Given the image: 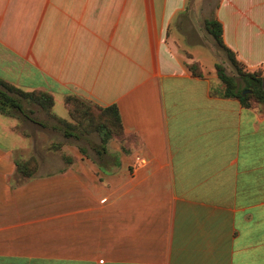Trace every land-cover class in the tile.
I'll use <instances>...</instances> for the list:
<instances>
[{
	"label": "crops",
	"instance_id": "1",
	"mask_svg": "<svg viewBox=\"0 0 264 264\" xmlns=\"http://www.w3.org/2000/svg\"><path fill=\"white\" fill-rule=\"evenodd\" d=\"M185 11L186 0H0V78L51 93L66 119L70 93L115 103L124 130L93 152L65 141L70 161L45 152L21 178L16 149L37 148L46 128L32 114L46 112L25 98L26 114L0 112V264H264V107L221 94L215 57L178 39ZM214 16L244 67L264 73V0H219Z\"/></svg>",
	"mask_w": 264,
	"mask_h": 264
},
{
	"label": "trees",
	"instance_id": "2",
	"mask_svg": "<svg viewBox=\"0 0 264 264\" xmlns=\"http://www.w3.org/2000/svg\"><path fill=\"white\" fill-rule=\"evenodd\" d=\"M205 30L213 37L217 46L223 49L226 57L235 70L236 75L229 74L225 70L222 62L216 61L215 72L222 83L221 94L228 97H236L240 103L247 107L264 106V73L261 68L246 69L237 59L234 52L226 46L222 37V24L216 16L204 19ZM194 75L202 76V70L198 62L186 63ZM19 97L25 98L39 105L43 110L50 113L63 125L64 135L77 136L74 130L80 132L98 131L101 145H105L110 138L122 141L124 130L120 113L115 103L109 105L92 104L73 93L67 94L64 98L68 114L73 121L55 115L51 112L54 99L51 93L44 90H24L2 78H0V112L12 114L13 110L25 113L19 103ZM30 117V116H29ZM33 119L32 117H30ZM66 161H70V156L64 155ZM16 172L19 177L25 178L34 173L37 161L34 156L17 158L15 156Z\"/></svg>",
	"mask_w": 264,
	"mask_h": 264
},
{
	"label": "rangeland",
	"instance_id": "3",
	"mask_svg": "<svg viewBox=\"0 0 264 264\" xmlns=\"http://www.w3.org/2000/svg\"><path fill=\"white\" fill-rule=\"evenodd\" d=\"M218 2L219 0H186V11H185V15L183 16L186 18L185 19L187 26L185 30L186 35H184L183 38L182 36L180 37L178 36V39L181 43H185L184 45H186L185 41L187 42L190 41L192 43L200 42L201 45L197 53L207 54V55L209 54L214 56L217 61L222 62V64L225 66V70L227 73L236 75L235 70L233 69L232 65L230 64L229 60L226 57V53L223 51L222 48L217 46L213 37L204 29L203 26L204 19L214 15ZM184 53L187 56H191L192 54L186 50H184ZM19 98L20 100L23 99L22 97ZM83 99L87 103L90 104L93 103V101L91 100L85 98ZM258 106L264 107L263 105H258ZM43 111L46 112L45 110ZM53 111L67 117V111L65 110V107L62 102L56 101L55 106L53 107ZM32 116L40 119L41 121H44L45 123L44 127L46 128L44 134L43 132L39 134L38 132H35L33 128H31L32 134L36 136L38 134L40 135L39 138L40 142L38 143L37 148L35 147L33 148V144H32L31 149L29 151L30 153L25 157L34 156L36 158L37 165H38L37 158L39 157L42 159L45 156L44 155L45 152L51 154L49 155V157H47V159L51 157L53 161L59 163L61 161L66 162V159L64 158V155H67L65 149V141H72L78 143L80 146H84L90 152H93L92 150L95 146L101 145V139L98 131L92 130L90 132L82 133L79 130H74L75 131L74 133L80 136L79 138H75L72 135L66 136L64 135L63 125L59 123L56 120V118L52 116L50 113L46 112V115H44V113L38 114L37 112H35L32 114ZM67 119L73 121L72 117L69 114ZM52 124H55L56 127H53ZM114 139L116 138H110L107 142ZM16 157L17 158L24 157L22 149H16ZM50 167L52 166H45L44 168H50Z\"/></svg>",
	"mask_w": 264,
	"mask_h": 264
},
{
	"label": "built area",
	"instance_id": "4",
	"mask_svg": "<svg viewBox=\"0 0 264 264\" xmlns=\"http://www.w3.org/2000/svg\"><path fill=\"white\" fill-rule=\"evenodd\" d=\"M135 160H137V162H143V158L141 156H136Z\"/></svg>",
	"mask_w": 264,
	"mask_h": 264
}]
</instances>
